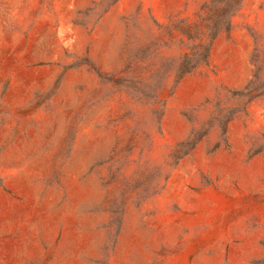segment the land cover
Instances as JSON below:
<instances>
[{"label":"rangeland","instance_id":"1","mask_svg":"<svg viewBox=\"0 0 264 264\" xmlns=\"http://www.w3.org/2000/svg\"><path fill=\"white\" fill-rule=\"evenodd\" d=\"M0 264H264V0H0Z\"/></svg>","mask_w":264,"mask_h":264}]
</instances>
